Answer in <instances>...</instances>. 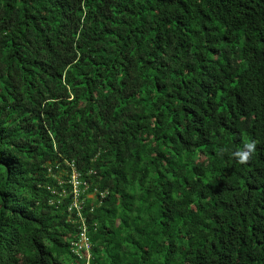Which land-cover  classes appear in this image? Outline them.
I'll return each instance as SVG.
<instances>
[{
  "label": "trees",
  "instance_id": "1",
  "mask_svg": "<svg viewBox=\"0 0 264 264\" xmlns=\"http://www.w3.org/2000/svg\"><path fill=\"white\" fill-rule=\"evenodd\" d=\"M68 161L90 264H264V0H0V264H83Z\"/></svg>",
  "mask_w": 264,
  "mask_h": 264
},
{
  "label": "clouds",
  "instance_id": "2",
  "mask_svg": "<svg viewBox=\"0 0 264 264\" xmlns=\"http://www.w3.org/2000/svg\"><path fill=\"white\" fill-rule=\"evenodd\" d=\"M67 166L69 167L68 177L59 180L60 190L56 188L53 192L57 193L59 196H66L67 190L65 185L69 183L71 185L72 202L69 206V211L71 215L69 217L74 218L73 223L76 224L78 230L76 235L71 239V250L75 257L83 262V264H90L92 260V239L90 234V223L84 214V206L87 199H92L95 205H101L107 200L110 195L109 190L100 189L99 185L90 187L89 182L85 179V174L80 170L75 161H68ZM88 175L90 178L98 177L99 171L88 170ZM96 225V223H93ZM85 232L88 238V246L80 247L81 234Z\"/></svg>",
  "mask_w": 264,
  "mask_h": 264
},
{
  "label": "built area",
  "instance_id": "3",
  "mask_svg": "<svg viewBox=\"0 0 264 264\" xmlns=\"http://www.w3.org/2000/svg\"><path fill=\"white\" fill-rule=\"evenodd\" d=\"M87 242H88V238L86 237L85 232H83L81 234V240H80L81 245H80V247H87L88 246Z\"/></svg>",
  "mask_w": 264,
  "mask_h": 264
}]
</instances>
